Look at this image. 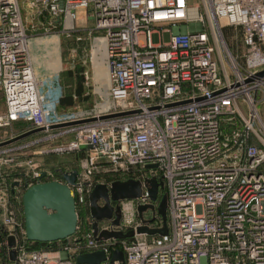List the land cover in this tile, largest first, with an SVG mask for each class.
<instances>
[{"label":"built area","instance_id":"obj_1","mask_svg":"<svg viewBox=\"0 0 264 264\" xmlns=\"http://www.w3.org/2000/svg\"><path fill=\"white\" fill-rule=\"evenodd\" d=\"M86 21L91 26H81ZM34 23L43 33L86 41L81 76L91 94L99 89L96 60L105 61L104 99L88 110L60 111L58 75L42 92L28 54L27 26L36 29ZM223 28L239 31L243 55ZM166 32L168 43L152 44L153 34ZM262 71L264 0H0V143L39 130L23 147H0V264H76L91 253L110 264L113 251L122 264H264ZM19 123L26 129L14 132ZM49 154L70 159L48 165ZM73 172L77 225L70 244L28 249L25 189L64 184ZM122 177L138 181L140 195L118 209L110 200L111 218L92 219L90 192ZM149 180L159 185L156 201ZM162 196L167 233L138 234L142 226L162 227L156 212H137L156 208ZM102 232L132 235L97 240Z\"/></svg>","mask_w":264,"mask_h":264},{"label":"water","instance_id":"obj_2","mask_svg":"<svg viewBox=\"0 0 264 264\" xmlns=\"http://www.w3.org/2000/svg\"><path fill=\"white\" fill-rule=\"evenodd\" d=\"M264 76V71L258 74ZM39 130H33L28 133L21 134L7 142L0 143V147L13 144L21 139L28 137L31 134L37 133ZM76 173L73 172L70 175L64 177V184L56 181L36 183L35 185L26 188L22 198V214L24 222V235L29 242L39 243H51L56 241L65 240L74 235L77 225V214L75 208V201L71 194L69 184H72ZM43 177V175H41ZM150 188L148 190L149 197L152 201L157 200L158 184L155 180L148 181ZM13 186H17L14 183ZM105 187L103 185L98 186V198L104 202V205L100 209L91 214L92 219L100 220V217L107 212L110 207V200H113L112 195H106L103 192ZM140 185L137 184L133 188L128 187L125 183L114 186L110 191L115 193L114 196L133 199L138 197ZM151 210L156 212L162 221V227L159 229H148L144 226L137 229L138 234H146L149 236H163L167 233L166 225V199L162 196L158 202L156 208L153 205L140 206L137 208L138 216L141 217L142 212L145 210ZM118 210L115 212L114 225L118 224L119 214ZM94 236H96V224L93 226ZM132 233L121 235L119 232L108 233L102 232L97 237L98 239L115 238L120 239L123 237H129ZM8 244L12 245V238L8 239ZM11 260L14 259V255L10 256ZM104 260L102 253H91L79 255L75 258L76 264H99ZM122 255L119 251H113L110 259V264L113 262H119L122 264Z\"/></svg>","mask_w":264,"mask_h":264},{"label":"rangeland","instance_id":"obj_3","mask_svg":"<svg viewBox=\"0 0 264 264\" xmlns=\"http://www.w3.org/2000/svg\"><path fill=\"white\" fill-rule=\"evenodd\" d=\"M77 14V19L79 20L83 13L82 11H77L76 12ZM27 22V21H26ZM220 24H223V21L221 20L220 21ZM27 25V23H26ZM27 35H38L40 34V30L39 29H31L30 26H27ZM42 32V31H41ZM170 35L171 33L169 32H166V33H163L161 36L158 35V34H153L151 36V41H152V44H158V43H163V44H166L169 42V39H170ZM223 35L225 37V40L227 41L228 45L232 48H235L237 49V52L239 55H243L245 53V47L242 45V42L240 41V33L239 31H237L236 33L234 32L233 29L231 28H223ZM86 41L82 42L81 44H78V47L79 48H83L84 44H85ZM70 49V42L68 40H66L65 44H64V56H65V59H66V62L68 60V62L66 63V69L64 70L63 72V84L65 85V96L68 95V94H72L73 93V89L75 87V79L72 78V77H69L68 74H67V71H70V70H67V68L69 67L72 60H76V56L75 53L72 54L73 56H70V52H68L67 50ZM80 58V55L78 54L77 56V59ZM78 63L77 64H72L73 67L75 66L76 68L79 69L80 73L82 71V64H81V60L79 59V61H77ZM96 65L97 66H100L99 67V74H98V78H99V89L97 91V93L95 94H91L90 91H88L82 84V89H83V97H85V100L82 101V103L79 101V100H74L76 103H74V105L70 108V109H73V108H79V109H85V110H88V109H91L93 107V105L95 103H99L100 102V97L104 99V96L103 94H105V89L108 85V82H107V78H106V67H105V61L102 59V58H97L96 60ZM105 67V68H104ZM80 82L82 83V76H80ZM241 109H242V105L241 103H239ZM0 111H2V104L0 102ZM61 111V110H60ZM23 129L19 130L17 129L16 127H14V132H19V131H22ZM2 131H0V136L2 135ZM31 140H33V138H30V137H27V138H24V139H21L17 142L14 143V147H23L25 146L26 144H28ZM46 148H48L49 146H45ZM37 149H40L39 147L38 148H35V149H32V151H35ZM26 153V152H25ZM24 153V154H25ZM68 159H70L69 157H64V156H61V157H57L56 155H48L44 158V161L46 164L50 165V164H66ZM67 176V175H65ZM125 183L126 185H128V187L130 188H133L135 185L139 184L138 181L136 180H128V181H125V182H119V181H114L111 183L110 185V189L105 187L103 189V192L104 194L106 195H112L114 197V199L112 200L115 204H114V208L118 209V205L120 202H122L123 200H127V198H122V197H116L114 196L115 193H111V189L114 187V186H117V185H121ZM141 193V190H139V194ZM161 195V192H159V196ZM88 200H89V213H90V216L91 214L97 212L99 209H100V206L98 204L99 202V198H98V186H96L89 194V197H88ZM112 207H109L107 212H105L101 217H100V220L101 219H110L111 216L113 215V209ZM150 215V213H149ZM11 255H14L13 252H11Z\"/></svg>","mask_w":264,"mask_h":264},{"label":"crops","instance_id":"obj_4","mask_svg":"<svg viewBox=\"0 0 264 264\" xmlns=\"http://www.w3.org/2000/svg\"><path fill=\"white\" fill-rule=\"evenodd\" d=\"M83 18L81 17L80 20ZM84 22V21H82ZM26 23V19H25ZM90 21H86L84 24L82 23L81 26L89 27L91 26ZM36 26V29L40 30V34L37 36L35 35H29L28 40V54L31 61V65L33 68L34 75L38 81L42 83V92H46L47 87L45 85V82L52 81L53 78L58 75L59 79L61 81V85L63 87V97L65 96V85L63 84V72L66 69V59L64 56V44L66 40L70 42V49L67 51L70 52V56H73L72 54L75 53L74 56H76V60H72V64H77L80 58L77 59L78 54L80 55L81 50L83 48H79L78 44L74 41L75 35H71L69 38H67L62 33H43L41 26H39L37 23H34ZM42 31V32H41ZM99 58H101L99 56ZM70 64L67 70H70L71 72L74 71L76 68L75 66ZM99 67L96 65V75L99 74ZM105 68V67H104ZM83 70V69H82ZM106 71V69H105ZM82 72V71H81ZM107 72V71H106ZM82 73H80L81 75ZM44 83V84H43ZM82 86V83H81ZM82 95H83V89H82ZM73 99L76 100V97L73 96ZM70 108H62L61 111L69 110Z\"/></svg>","mask_w":264,"mask_h":264},{"label":"trees","instance_id":"obj_5","mask_svg":"<svg viewBox=\"0 0 264 264\" xmlns=\"http://www.w3.org/2000/svg\"><path fill=\"white\" fill-rule=\"evenodd\" d=\"M67 74L69 77H72L75 79V87L73 89L72 94H68L62 98V100L60 101V104H59V110H61L62 108H71L74 105V103H76L73 99V96H75L76 100H79L81 103L83 100H85V97H83V95H82V87H81V82H80V76L81 75H80L79 69L75 68L73 72L67 71ZM0 102L2 104L1 93H0ZM16 128L19 130H21V129L25 130L26 124L19 123L16 125ZM126 179H127L126 177H122V178H118L116 180L124 182V181H127ZM78 218H79L78 223L81 224L82 223L81 212L78 213ZM70 242H71V238H69L68 240H61V241H56V242H51V243L29 242L26 240L25 243H26L28 249H30V250L48 251V250L59 249L66 244H70ZM81 254H83V252H81Z\"/></svg>","mask_w":264,"mask_h":264},{"label":"bare ground","instance_id":"obj_6","mask_svg":"<svg viewBox=\"0 0 264 264\" xmlns=\"http://www.w3.org/2000/svg\"><path fill=\"white\" fill-rule=\"evenodd\" d=\"M224 22V21H223Z\"/></svg>","mask_w":264,"mask_h":264}]
</instances>
